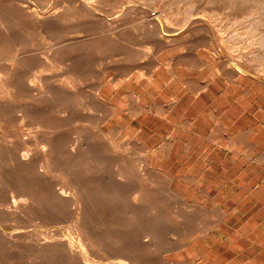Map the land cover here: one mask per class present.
Returning a JSON list of instances; mask_svg holds the SVG:
<instances>
[{
    "label": "bare ground",
    "instance_id": "6f19581e",
    "mask_svg": "<svg viewBox=\"0 0 264 264\" xmlns=\"http://www.w3.org/2000/svg\"><path fill=\"white\" fill-rule=\"evenodd\" d=\"M69 1L74 3L73 6L77 8L78 15L70 14V11L65 9L67 7L64 8L65 12L59 7H54L46 14H41L37 6L36 8L20 3H14L11 6L19 18V23L22 22V18L23 21L29 20L34 25L35 31L47 34L55 40L50 44V49L38 50L37 46L33 48L35 44L32 47L25 46L24 43L28 39L24 37L23 26L14 27L8 19L2 20L0 17V127L7 131L0 133V253L6 254L9 258H19V260L44 259L43 262L46 260L48 264H100L94 260L97 256L108 258L112 261L111 264H183V262H170L162 250L155 252L156 241L165 238V227L157 225L158 222L155 223V211L152 210L151 201V194H153L151 192L154 188L148 189L141 184L140 175L143 172L137 168L133 171L134 169L126 166L125 162L118 160L116 152L111 148L116 150L121 147L105 130L106 123L118 115L117 106L103 94L105 86L103 77L110 69H116L118 74H124L123 79L117 80L110 77L109 83L116 89L125 87L134 75H137L138 82L144 81L147 87L155 83V33L160 32V24L158 22L155 24V20L157 21L159 16L150 14L153 16L150 18L149 15L152 25L137 22L130 28L128 24L133 22L130 19L132 15L130 18H126V15H116L117 18L109 22L96 12L98 8L95 10L92 7L106 0ZM126 1L132 3L138 0ZM210 1L213 3L226 1L232 6L246 5L248 9L258 13L257 29H261V39L264 41V0ZM66 4L68 5V2ZM165 12L166 9H161L158 14L163 16ZM193 14L192 12L190 15ZM169 27L172 28L171 25ZM196 28L206 29V26L199 24ZM249 30L247 29V33ZM236 35L240 34L236 33ZM124 36L134 40L133 42L139 45V48L132 47L131 44L132 48L124 52L123 57L119 56L121 57L119 61L123 62L116 65L106 64V61L104 63L103 58L101 60L96 54L95 40L101 39L102 42L103 39L107 41L109 38ZM257 44L256 42L254 45L257 46ZM50 45L46 44V46ZM90 72H94L99 80L93 85V90L88 91L89 89H84L83 84L86 83L85 78ZM261 84L263 85V82ZM204 87L198 86V89L202 91ZM149 93L154 96L153 92ZM126 96L131 100L130 106L126 109L134 117H138L143 112L155 113V102L150 106L144 105L142 94L126 91ZM173 104L175 100L163 105L165 113L162 115L165 118H169V110ZM78 121H91L94 130L92 131L85 123V126L82 124L83 126L77 127ZM215 122V129L224 131L222 122L219 120ZM80 123L77 124L80 125ZM192 126L193 123L187 121L184 127L191 130ZM119 128L121 126L111 132H117ZM75 132L78 133L77 137L73 135ZM132 142L138 141L133 139ZM143 145L147 147L145 143ZM90 152L95 159H101L102 163H108L111 160L114 164L115 162H123V164L118 163L120 166L113 171V177L107 178L97 174L94 162H91L93 160L90 158L92 157ZM151 153L152 151L148 149L147 157ZM145 162H148L147 158ZM99 167L102 171L107 168L105 165ZM143 168L147 181L153 182L150 176L155 175V167L145 163L142 165ZM117 174L119 177L116 176ZM192 180L194 184L195 182L199 184L197 188L199 192L206 197H212L210 190L200 186L201 177L200 179L193 177ZM192 206L195 208L198 206L200 211L207 209L204 202ZM221 213L225 214V211ZM180 214L190 230L189 234L205 235L207 233V226L195 225L196 212L184 209ZM183 235L185 237V234ZM173 241L170 245L181 246L182 240L173 239ZM92 255L96 257L93 258Z\"/></svg>",
    "mask_w": 264,
    "mask_h": 264
},
{
    "label": "rangeland",
    "instance_id": "374dc122",
    "mask_svg": "<svg viewBox=\"0 0 264 264\" xmlns=\"http://www.w3.org/2000/svg\"><path fill=\"white\" fill-rule=\"evenodd\" d=\"M62 2L63 0H0V10L3 14L6 13L4 16L0 11V17L2 20L4 18L8 19L14 27L23 26L24 37L28 39L24 43L25 46L31 45L30 47H32L35 44L33 48L37 46L36 49L38 50L50 49V44L54 43L55 40L51 39L47 34H40L38 31H35L34 25L29 20L25 19L23 21L22 18V22L19 23V18H17L14 8L11 6L14 3H20L21 5L28 4L32 7L37 6L38 8H36L41 14H46L54 7H59L64 12L66 9L68 12L70 11V14L77 13L78 15L77 8L73 6L74 3L69 0H64V3ZM67 2L68 5L66 4ZM160 2L162 3L159 5ZM138 3L141 4L139 5ZM92 7L94 9L98 8L99 10L95 9L96 12L108 19L109 22L115 20L118 15H126V18H130L132 15L130 19L133 22L131 21L128 24L130 28L133 27V23L137 24V22H145L152 25L151 20L148 18L149 15L159 16V19L155 20V24L157 22L160 24V32L155 33V83L147 87L144 81L138 82L137 75H134L125 84V87L116 89L109 83L110 77H114L117 80L123 79L124 74H118V71L112 68L103 77V81L105 82L103 94L118 109V115L105 125L106 132L111 137L113 136V140L121 147L116 150L111 148V150L116 152L119 161L125 162L126 166L134 169L133 171L137 168L143 172L140 175V181L143 186L148 189L154 188L151 192L153 193L151 194V201L152 210L155 211V223L158 222L159 224L156 223L157 225L165 227V238L159 239L158 242L156 241L155 252L164 251L166 258L168 256L167 259L172 263L264 264V44L260 47L264 41L261 39V29H257L259 14L248 9L246 5L232 6L226 1L213 3L210 0H190V2L189 0H144V2L143 0H138L132 3L126 0H106L102 4H95ZM73 8H75V11L71 10ZM129 9L131 13L127 14L126 12H130ZM161 9H166L163 16L158 14V11ZM192 12L195 15H190ZM152 15H150V18L153 17ZM142 18L146 19V21ZM234 18L235 20H233ZM205 19L207 21H201ZM253 19H256V21L254 20L255 23ZM199 24H205L206 29H197L196 25ZM221 24L224 25L221 26ZM170 25L172 28L169 27ZM247 29H250L248 33ZM226 31L228 32L226 33ZM231 31H235L233 32L234 34ZM236 33L240 35H236ZM127 38L129 37L109 38L107 41L103 39L104 41L102 40V42L101 39L95 40L96 54L100 59L103 58L104 63L106 61V64L109 65L123 62L119 61V59L125 55L124 52H127L134 46L139 48V45L133 42L134 40L132 41L130 38L128 40ZM167 38H170V41ZM135 41L138 42V40ZM247 41L251 42L248 43ZM256 42L258 43L257 46H255ZM46 44L50 46H46ZM236 45H240V48ZM249 50L253 51V54L249 53ZM108 58L109 60H107ZM235 71L238 73L236 74ZM93 73L90 72L85 78L86 83L83 82L85 83L83 84L86 87L83 86L85 90H93V85L99 80L98 76ZM158 75L161 77V80H159ZM261 82H263V85ZM209 83L215 84L213 90L220 94L219 99L222 103H233L237 110L234 115L229 113L223 114L220 111L217 112L215 119L219 120L218 117H222V120L228 127L224 130L225 132L222 129H214L210 135L211 125L209 122V125H206L207 122L203 119L197 121L192 132H188L184 126H186L187 121L192 122L194 120L196 113L187 112L184 114V109L193 100V96L184 92L194 88L198 90V86L204 87ZM126 91H136L142 94V103L146 106H150L155 102V113L143 112L138 117L129 114L126 108L130 106L131 100L126 96ZM149 92H153L154 96H151ZM171 100H175V104H177L170 114V120L168 121L159 115L165 113L163 105ZM207 101L206 97L200 98L202 105L206 104ZM80 122H76L77 127H81L85 123L92 131L94 130L91 121ZM77 123H80V125ZM118 126H121V128L117 132L115 131L116 133L111 132ZM202 131H205V133L201 134ZM4 132L7 131L0 127V133ZM77 134L75 132L73 135L77 137ZM133 139L138 142H132ZM129 141L132 144L128 143ZM143 143L146 144V148ZM147 148L152 151L148 157ZM90 153V156H92L90 158L93 161L90 158L89 160L92 163L94 162L93 165L97 174H102L107 178L113 177V171L123 164V162H115L114 164L112 163L114 161L111 160L108 163H102L101 159H95L93 153ZM146 158L148 162H145ZM145 163H150L155 167V175L152 176V174L150 176L154 180L153 182L147 181L148 178L145 170L144 168L142 169V165ZM104 165L107 168L102 171L99 166L104 167ZM106 165H110L111 168ZM116 176L119 177L118 174ZM193 177H198L199 179L201 177L200 186L202 185L210 190L212 197H206L202 192H199L197 189L199 184L196 182L194 184ZM109 188L111 187L109 186ZM203 202L207 207L205 211H200L198 206L196 208L192 206ZM184 209L196 212V221L194 223H196L195 225L208 227L205 235L201 233L195 235L189 234L190 230L187 228V224L180 214ZM223 211H225V214L221 213ZM183 234H185V237ZM172 238L174 240H182L181 246L174 247L170 245L171 242H174ZM1 254L0 264H48L46 260L43 262L44 259H38L40 262L38 260H19V258H9L6 254ZM92 257L96 256L92 255ZM104 258L97 256L94 260L97 263L100 262V264L112 263L108 258Z\"/></svg>",
    "mask_w": 264,
    "mask_h": 264
},
{
    "label": "crops",
    "instance_id": "0c3cea01",
    "mask_svg": "<svg viewBox=\"0 0 264 264\" xmlns=\"http://www.w3.org/2000/svg\"><path fill=\"white\" fill-rule=\"evenodd\" d=\"M158 77H159V75H158ZM159 79L161 80V77H159ZM207 86L202 88V91H201V89L196 90V88H194V89H188L187 92H184L186 94L193 96V100L190 103V105L186 109H184V112H185L184 114H186L187 112H191V113L195 112L196 113L194 120L191 122V123H193L192 129L188 130L189 132L193 131V127H195L198 120L203 119L204 121L207 122L206 125H209V123H210V125H211L210 128L212 129V130H210V134H212L214 129H215V123H216L215 118L217 117V112L220 111L223 114L229 113V114L234 115L236 110H237V108L234 106L233 103H224V102L222 103V101L219 99L220 94L216 93L215 90H213V88L215 87L214 83H212V84L209 83ZM201 97H206L208 99L206 104H204V105L201 104V102H200ZM176 104H173L172 108H170V110H169L170 113L168 112L169 118H170V114L172 113ZM212 112L214 113V115ZM159 116L163 117L164 119H166L168 121L170 120L169 118H165L163 115H159ZM218 118H219V121L222 122L224 130H226V128H228V127L225 124V122L222 120V117H218ZM203 133H205V131H202L201 134H203ZM199 136L204 137L202 135H199Z\"/></svg>",
    "mask_w": 264,
    "mask_h": 264
}]
</instances>
